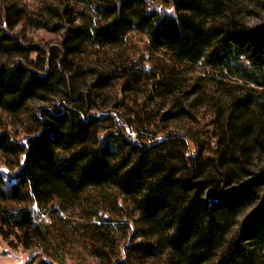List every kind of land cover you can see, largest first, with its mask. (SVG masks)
<instances>
[{
    "label": "trees",
    "instance_id": "trees-1",
    "mask_svg": "<svg viewBox=\"0 0 264 264\" xmlns=\"http://www.w3.org/2000/svg\"><path fill=\"white\" fill-rule=\"evenodd\" d=\"M255 10L264 0H44L28 15L0 0V115L27 117L22 139L0 129L2 241L26 264H66L72 234L94 264H264ZM22 26L61 37L29 44ZM131 33L152 68L126 57Z\"/></svg>",
    "mask_w": 264,
    "mask_h": 264
},
{
    "label": "rangeland",
    "instance_id": "rangeland-1",
    "mask_svg": "<svg viewBox=\"0 0 264 264\" xmlns=\"http://www.w3.org/2000/svg\"><path fill=\"white\" fill-rule=\"evenodd\" d=\"M16 4L25 7L28 15L34 14L38 11L39 8L43 7L44 0H11ZM248 22L252 26H261L264 25V11L255 10V13L248 18ZM21 34L23 40L29 44H38V45H56L60 40V33L50 32L44 29H31L28 27H18L16 29ZM123 52L126 54V57L132 59L136 63L143 65L146 69L152 68L154 61L157 59V56H154L149 52L148 41L143 34L140 33H131L127 35L125 39V44ZM93 61L89 59L88 62ZM96 58L93 62H97ZM118 85L115 84L114 87L107 90L106 93L110 94L111 97L117 96ZM131 96H127V103L132 105L130 99ZM129 99V100H128ZM136 106L141 105V99L136 101ZM36 106V105H31ZM207 117L205 121L210 116V110L208 107L201 110ZM119 113H123V109L119 110ZM0 129H6L11 134L16 136L18 139H22L24 134L27 132V117L26 116H16L9 117L6 115H0ZM206 143V154H210L213 150L212 145L208 139H203ZM2 168V167H1ZM72 220L77 219L76 215H72ZM64 254L63 258L66 264H94L93 255L88 251V247L84 243L78 240V235H70L67 240L66 245L63 248ZM33 253H28L23 251L20 247L12 248L0 238V264H26L29 257Z\"/></svg>",
    "mask_w": 264,
    "mask_h": 264
}]
</instances>
